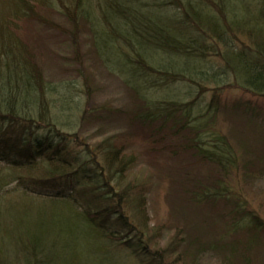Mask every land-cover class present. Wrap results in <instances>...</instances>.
I'll list each match as a JSON object with an SVG mask.
<instances>
[{
	"label": "trees",
	"instance_id": "1",
	"mask_svg": "<svg viewBox=\"0 0 264 264\" xmlns=\"http://www.w3.org/2000/svg\"><path fill=\"white\" fill-rule=\"evenodd\" d=\"M32 26L68 41L83 91L46 78ZM94 61L131 109L96 105ZM177 85L196 93L170 99ZM231 89L245 98L225 103ZM160 167L181 222L165 246L143 173ZM263 176L264 0H0V264H125L122 249L137 264H264V218L238 190Z\"/></svg>",
	"mask_w": 264,
	"mask_h": 264
},
{
	"label": "rangeland",
	"instance_id": "2",
	"mask_svg": "<svg viewBox=\"0 0 264 264\" xmlns=\"http://www.w3.org/2000/svg\"><path fill=\"white\" fill-rule=\"evenodd\" d=\"M21 34L24 37H30L33 39H41L43 44L44 51L47 54L38 55L39 58H42V68L43 72L47 79H49L52 85L59 86V89L63 88L61 85H65L67 90L71 89V86H74V90L78 92L83 91V81L72 71L77 68L75 61L71 58L73 57V50L67 45L65 38L61 35L47 32L42 27H25L20 29ZM51 34H54L55 38L50 40ZM39 45V44H38ZM41 46V45H40ZM45 60V61H44ZM75 63V64H74ZM210 63L213 64L215 70H217L218 66L221 65L217 59H210ZM74 65V66H73ZM86 65V64H85ZM95 68L89 64L87 65L88 70L84 71V75L88 77L89 73L94 76L91 78L94 80V84L96 86V97L95 102L99 107H105L106 110L117 112L118 110H129L132 107V99L131 96L127 94L126 89L120 82V80L116 79L114 76L107 74L104 70H102L97 61L93 62ZM84 67V66H83ZM92 68V69H91ZM91 69V70H90ZM89 71V72H88ZM209 73H213L211 69ZM224 74L223 70L220 72ZM225 75V74H224ZM218 79H224V76L220 74ZM228 81V77H226ZM169 93V98L173 100L188 101L191 99L189 94L194 95L196 93V89L189 88L185 85H177L171 89ZM83 95V92H82ZM247 97V96H246ZM245 96L239 90H225L223 92V100L226 103H232L235 100L244 99ZM211 99V92L207 93L201 102V108H205ZM181 101V100H180ZM116 119H118L116 117ZM113 118V128L115 132L121 135L124 130H126L125 125L120 123L114 124ZM112 129V127H111ZM224 132L226 133V127L224 128ZM138 144L142 147V142L138 141ZM165 167H160L157 170V173L149 174V171L145 170L143 173L148 175L151 178V182L156 185L153 192L149 196V214L153 219V223L151 222V226L159 227L158 223H167L168 221L171 223V228L169 230L161 231L158 236H156L159 242V245L163 246L167 245L169 232H174V226L181 223L178 220V217L174 216L173 213L179 209L177 208L178 204H175L176 201L174 196L169 193V180L165 178L167 175ZM166 173V174H165ZM239 191L242 192V196L247 204L260 216L264 218V176L259 178L256 181L250 182L248 186H241L238 188ZM115 258L119 259V257L123 258L125 264H137L136 257L131 255V253L126 250L116 251ZM220 256H217L216 253H211L205 256V258L199 261L200 264H219Z\"/></svg>",
	"mask_w": 264,
	"mask_h": 264
}]
</instances>
